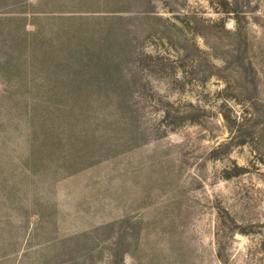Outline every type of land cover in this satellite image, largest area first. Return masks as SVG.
I'll return each mask as SVG.
<instances>
[{
  "label": "rangeland",
  "instance_id": "1",
  "mask_svg": "<svg viewBox=\"0 0 264 264\" xmlns=\"http://www.w3.org/2000/svg\"><path fill=\"white\" fill-rule=\"evenodd\" d=\"M0 264H264V0H0Z\"/></svg>",
  "mask_w": 264,
  "mask_h": 264
},
{
  "label": "trees",
  "instance_id": "2",
  "mask_svg": "<svg viewBox=\"0 0 264 264\" xmlns=\"http://www.w3.org/2000/svg\"><path fill=\"white\" fill-rule=\"evenodd\" d=\"M93 51H90L91 55L95 54V52H96V50H93ZM99 56H100V54H99ZM99 56L93 58L92 61L91 60L87 61V64H88V66H93L95 69L96 82H94V85L101 87V85L103 86L105 84V80L107 81V78L109 77L108 74L110 73L112 68L115 66V64H113V62L107 63V56L105 57L106 60H105V58H102ZM85 82H86V84H89V82L91 83L90 80L85 81ZM112 111L113 112H110V110H109L108 111L109 114H107V112H106L105 115L99 116L97 114V110H94L91 113L92 115L89 116V119L87 122V124L90 125L89 126V128H91L90 130H89V128H87L86 125H84L82 127L81 131H79V132H77V130L73 131L74 134L70 138V136L68 134L69 128L68 129L66 128V129L60 131L59 133L56 132L54 134H50L47 138V139H49L47 143H50V144L52 142L58 143L59 145L64 146L68 151L72 150V152L75 154L77 151L78 154L82 153L83 155L88 153V151L94 152V151L104 150L106 147L102 145L103 143H100L101 140L104 139L102 137L103 135L96 132V131H98L97 128L92 130V126H95V124L99 125L104 121L105 122L108 121L110 126H113V123H114L113 120L115 119L113 113H115L119 110H112ZM67 113L71 114V116H74L75 121L77 123L82 116H86V111L83 109H71V110L67 111ZM109 116L111 117V120L109 119ZM201 116H202L201 112L194 110L193 114L191 113L187 118L192 120V121H200ZM92 117H93V119H92ZM100 121H102V122H100ZM119 121H121L120 117H118L117 123H119ZM117 123H116V126L118 125ZM75 125L76 124L71 123L70 127L72 130L75 129ZM92 131H95V132H92ZM71 139H76V141L74 142ZM112 149H113V147L111 148V150Z\"/></svg>",
  "mask_w": 264,
  "mask_h": 264
}]
</instances>
